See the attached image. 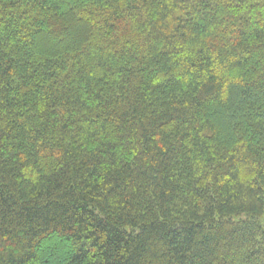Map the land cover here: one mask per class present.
I'll use <instances>...</instances> for the list:
<instances>
[{"label":"trees","instance_id":"1","mask_svg":"<svg viewBox=\"0 0 264 264\" xmlns=\"http://www.w3.org/2000/svg\"><path fill=\"white\" fill-rule=\"evenodd\" d=\"M0 264H264V0H0Z\"/></svg>","mask_w":264,"mask_h":264}]
</instances>
